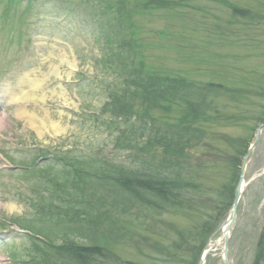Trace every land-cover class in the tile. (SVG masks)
<instances>
[{"label": "rangeland", "instance_id": "rangeland-1", "mask_svg": "<svg viewBox=\"0 0 264 264\" xmlns=\"http://www.w3.org/2000/svg\"><path fill=\"white\" fill-rule=\"evenodd\" d=\"M60 1L48 0L42 4L41 0H38V3L46 8V11H43L46 22H50L51 18H62L64 9L60 7L64 6L58 4ZM85 1L86 4L83 5L82 0H68L69 5L71 4L69 19L65 18L63 25L50 23L54 26L51 29L53 31L50 30L52 36L44 31L49 23H45L46 28L38 29L31 50L33 53H30L32 57L36 55L30 58V62H26L29 63L28 70L33 69L38 75L47 72L50 64L58 57H62L60 55L66 56L74 63V68H70L68 63L63 64L62 78L55 77L51 80L53 82L50 86L49 82L46 84L48 90L55 87L58 90L59 85L62 84L68 104H65L63 99L50 94L44 104L51 110L52 118L68 128L57 135L52 132L40 135L37 130L26 126L25 122L16 116L13 107L2 110L4 97H7L6 92L3 91L5 84L13 83V79L10 81V75H6L0 87V116H5V123L0 127V153L6 154L5 156L13 159L14 163L22 160L26 164L32 161L35 163V160L42 156L41 154H57L54 160L60 157L70 158L77 160L82 167L88 166L102 171L109 169L113 170L112 174L115 172L118 175L121 170L114 171L115 164L110 166L108 161L110 159L119 161L118 165L122 168L127 151L116 149L114 146L116 129L113 127L107 129L106 123H109L107 121L109 118L102 114L111 116L109 112H105L104 105L111 99L109 90L111 92L112 89H107L116 81L114 74L122 63L119 58L129 61L134 58L136 62H140V67L144 66L169 75L172 73L173 76H184L190 80L196 79L203 73L200 77L221 81L227 87L224 88L227 92L226 96L218 98V101L221 102V106H226L228 111L234 114L240 113L239 119L235 121L233 117L225 118L214 113L213 117L218 120L198 122L197 124L207 131V136L193 150L199 155L203 167H195L192 171L186 168L189 171L180 174L175 171L178 170L177 166H170L165 168V175L169 180L174 179L173 181L179 185L191 178L197 183H205L207 189L230 180L228 174L234 162L232 148L237 145L224 142L216 132L241 137L237 142L239 144L253 141L258 114H264V0L213 2L197 0L192 5H197L200 10L198 12L192 10L190 14L183 12L182 0H172L175 4H172L171 0H159L163 1L161 5L157 4V0H103L99 3L97 0ZM233 4L250 9L253 16L249 18L232 16L229 5ZM5 8L6 0H0V10ZM118 13H123L122 21L117 20ZM103 19L105 24H108L106 30L115 32L110 33V40L114 45L108 47L111 52L109 54L105 51L106 44L97 41L96 22L99 21L100 24ZM38 24L32 23L31 30H34ZM1 28L2 26H0V69L14 65L13 62L17 60V66L22 65L27 60V54L20 61L19 54L15 53L16 49L10 50L8 57L2 50L5 41H11L12 45L16 39L9 38L11 34L5 28ZM123 35L129 36L128 39L122 38ZM220 37H230L231 40L225 44ZM201 45L210 46L211 54L203 50H195ZM24 46L25 44L22 43V47ZM228 50L234 51L238 56L233 57L229 53L223 57ZM12 53L15 55L13 56ZM119 53L124 58L119 57L118 61L115 59L113 65L102 60V57L113 59V55ZM195 62L200 65L197 66ZM67 71L71 73L67 74ZM147 73L151 78V72L147 71ZM22 75L23 73L19 72L16 75L17 79ZM116 78L119 82L123 81L121 76ZM239 87H245L249 95L242 104L243 108H234L233 105L227 104L233 102L230 88ZM211 100L212 98L208 99L209 106ZM173 106L174 104H165L164 109L151 112V115L153 118L159 117ZM181 108L182 105L173 108L170 111V119L171 117L177 119L183 112ZM34 110L39 111L37 106ZM42 111L43 109H40L39 115H42ZM137 156L138 158L130 157L129 161L143 166L137 170V173L122 170L121 181H124L125 177L126 180L130 179L131 183H136L138 173L144 172L147 168L148 154ZM2 165L0 158V166ZM36 166L37 172L42 174L49 164L43 162L42 165L37 163ZM56 168L61 169V167ZM15 172L9 171L10 177L4 179L1 177L3 174H0V216H4L12 225L16 216H20L21 219L24 218L20 221L24 226L27 219L34 221L35 218L29 214L27 203L19 196V191L25 190L26 184L18 179V177L23 179L20 170ZM178 175L182 177L181 180H177ZM28 176L24 177L25 180L29 178ZM110 181L112 186L109 192H115L114 176H111ZM246 181L248 184L238 204L237 217L230 231L229 264H253L259 252L257 245L259 237L264 232V130L259 144L248 158ZM98 186L95 193L105 197L108 192L106 184L101 186L98 184ZM87 191L94 194L91 187L87 188ZM131 193L130 190L122 187L117 191L116 197L111 194L106 200L110 208L115 205L118 206L119 211L127 213V215L121 213L120 220V226L126 234L121 235L117 231L110 233L109 228L107 230L103 228L102 233L95 236V242L106 246L114 254L116 261H112L111 264H121L120 260H131L133 264H197L200 248L212 233L207 234L210 221H213L211 215H208V212L204 215V211H196L194 208H186L179 201L175 206H167V208H159V204L146 205L148 202L152 203L150 192L141 189L137 200L132 199L134 195ZM156 201L159 200L153 203ZM7 205H13L14 210H10ZM101 207L103 211L108 210V205L107 208L102 205ZM198 208L202 209L201 206ZM225 216L218 221L217 227L223 224ZM79 218L76 217L74 221ZM205 222L207 223L204 224ZM37 223L43 226V232L39 230L41 237L53 243H63L64 235L74 234L76 227L80 226L72 220L60 225H54L51 221ZM12 227L17 228V225L14 224ZM86 228L87 226L83 229ZM215 229L214 227L213 231ZM47 230L49 235L46 233ZM14 232L16 231H13L12 235ZM20 233L14 235L16 241L7 240L2 246L0 241V264H14L12 255H15L18 264H22L21 259L27 258L34 244L29 237L21 236ZM88 233L86 230V233L82 232L71 237L89 243ZM217 236L218 233L212 240L215 241ZM222 246L220 243L210 252L205 264H224ZM259 263L258 261L256 264ZM260 264H264V259Z\"/></svg>", "mask_w": 264, "mask_h": 264}, {"label": "trees", "instance_id": "trees-1", "mask_svg": "<svg viewBox=\"0 0 264 264\" xmlns=\"http://www.w3.org/2000/svg\"><path fill=\"white\" fill-rule=\"evenodd\" d=\"M209 1H214V0H209ZM162 2L163 1L158 2V5H161ZM232 8H233L232 9L233 14L238 17L249 18L253 16L252 11H250L247 8L235 7V6H232ZM110 33H115V32L111 31L108 34L110 35ZM128 37L123 35L122 38L127 40ZM220 39L225 44L231 40L230 37H220ZM213 42L215 41L213 40ZM110 43L112 44L113 42L110 40ZM204 52L205 53L208 52V54H211L210 46L207 45L204 49ZM229 53H231L233 57L238 56L236 55V53H234V51L228 50V52L223 54V57L229 55ZM121 57L124 58V56ZM137 63L138 62H136L135 60L133 63H131L128 60L127 63L126 62L123 63V68L124 69H130L131 67L136 68L138 66ZM136 71L139 72V70ZM139 74H142L143 76L142 77L140 76L139 80L136 83H132L131 84L132 86L126 88L125 91L124 88L122 89L125 92L124 98L122 95V91L118 90L120 91L117 93L119 97L115 96L114 100H112V102L110 103L111 106L113 107L111 112L116 114L117 116H120L123 123L133 122L132 123L133 125L139 122L140 125V124H144L145 122H152V124L154 125L153 128H155L157 136L160 139H162L163 142V143L161 142L159 146H161L162 144L163 150H166L167 153L174 154L173 156H177L176 160L178 161H180L181 158L182 160L189 162L192 159V156L190 153L187 152V150L190 147L195 146L197 143L199 144L201 142V139L206 131L201 125L197 124L198 122H202V123L212 122L213 119H216L215 117H213L214 113L217 115H222L225 118L227 117L234 118V116H236V119H239L240 113L237 112L236 114H234V112L229 111L231 114L230 113L228 114L227 107L221 106V102L218 101V98L220 97L224 98L226 96L227 92L224 89V88L227 89L226 86L222 87L221 84H216V83L200 84V83L189 82L186 81L184 77H174L173 79L170 80L162 72L157 73L156 71L152 72L151 78L148 76L146 70L144 71V73L140 72ZM230 89H231V98L233 99L234 103L230 102L227 104L233 105L234 108L237 107L243 108L242 104H244L245 102L246 96L248 95L247 93L248 90H246L245 87L230 88ZM228 91L230 92V90ZM134 98L136 99L134 100ZM209 98H212V100L210 101L211 102L210 106L208 103ZM181 99L184 102H186L187 106L191 107V112L193 113L185 112L186 113L185 117H183L175 124L169 125L168 122L164 120V122L163 121L161 122L162 124H160V126L157 125L155 127L156 122H154V118L146 116L149 114V112H151V110L156 109L154 108L153 104L155 106H158V104H163L165 102L172 103L174 101H180ZM137 104L143 105L145 108L142 110H135L133 106ZM258 119L259 120L264 119V114L260 113L258 115ZM126 125L130 126L129 124ZM162 127L165 128L164 133H162L160 130ZM131 143H135V145L137 144L140 150H143V148L147 147L149 141H141L140 139L137 140L136 142L131 141ZM246 147H247L246 143H242V148H239L236 151L234 156L235 160L232 163V169L229 170L230 180L227 183L223 184L221 188L216 191V194L218 195L219 199L212 198L210 200V205H208V207L211 210L217 211L216 217H220L222 214H224L225 210H227L231 204V201L234 196L235 185L239 175L240 159L244 154L245 152L244 149ZM156 149H152V151ZM173 156H169L168 158ZM71 161H73L72 163L74 166H78L79 162H77V160H71ZM181 179L182 178L180 179L177 178V180H181ZM173 180H169L167 177H160L159 175V178L155 177L154 179H149V180H140V178H137L135 180L136 183H131L130 179L127 180L124 179V181L122 182L119 181V184L125 189L130 190L132 193H138L142 189L150 192L152 196L155 195L156 197L159 198L168 199V198H175L176 196L172 193L173 188L178 191L182 186L177 184L176 181ZM171 183H173V185H171ZM190 184H191L190 180H184V185L186 186V188H189ZM173 201L175 202L179 201L183 205L185 203L189 204L192 201V199L186 195L183 198H181V200H179V197H177ZM96 222H98L99 225L102 226L105 223V220L96 221ZM206 223L207 222H205L204 224ZM212 224H210L209 227L210 229L207 234L211 232ZM70 244L71 246H69ZM67 246H66L67 248L63 246H59L57 250L60 253L57 255L62 256L63 258H57L58 256L57 257L53 256V260L51 264H89V263L111 264L103 261V258L100 255L104 251L101 249L100 246H97V244L86 245V244H79L74 242L73 244L69 243ZM260 250L262 251V247L260 248ZM261 251H259V256H257L258 261L263 260ZM48 259H50V257H48Z\"/></svg>", "mask_w": 264, "mask_h": 264}, {"label": "bare ground", "instance_id": "bare-ground-1", "mask_svg": "<svg viewBox=\"0 0 264 264\" xmlns=\"http://www.w3.org/2000/svg\"><path fill=\"white\" fill-rule=\"evenodd\" d=\"M194 2L196 1L191 0L190 8L194 10V12L195 11L198 12L200 9L198 8L197 5H192L194 4ZM66 63H68L70 68L72 66L75 67L74 63L70 61L69 59H67ZM62 71H63V65H61L54 71V73L52 74V77L50 76L47 78V82H50L53 78L58 77V76L62 78ZM36 72L37 71L33 69L27 71L26 74L20 79V82L16 85L18 87L16 89L15 88L8 89V93L11 96H13L16 93H18L19 90L25 88L26 84L27 85L32 84L33 86L31 85L32 87L29 89V91L26 94L24 93L25 95L23 94V96L20 97L17 105H15L14 111L16 112V116L19 119H22V121L25 122L26 126L37 130V132L40 135H44L49 132H52L53 134L57 135L59 133L64 132L68 128V126L62 124L58 120L53 119L51 112H50L51 110L49 108L47 109L44 106V104L47 101L46 98L48 97L49 94L57 96L58 98H61V100L63 99L65 104H68V98L66 97V92L62 85H59L58 90L56 87L51 90H48V87L46 85L47 83H44L43 85H41L42 82L40 81V78L43 73L39 76ZM70 73L71 71L69 72L67 71V74H70ZM32 75H34L35 77ZM33 105H36L39 111H35L34 108L36 106L33 107ZM40 109H43L42 115H39ZM4 123H5V116L1 115L0 116V127H2ZM242 187H244V184L242 185ZM7 206L10 210H14L13 205H10V206L7 205ZM230 220H231V215L228 216L226 222L223 224V232L221 234L223 237H224V233L227 227L230 224Z\"/></svg>", "mask_w": 264, "mask_h": 264}, {"label": "water", "instance_id": "water-1", "mask_svg": "<svg viewBox=\"0 0 264 264\" xmlns=\"http://www.w3.org/2000/svg\"><path fill=\"white\" fill-rule=\"evenodd\" d=\"M263 127H264V125H262L259 129H257V136H256L255 142L252 145V147L258 142V140L260 138V130ZM249 152H250V149L247 151V153L243 157L242 166H241V172H240L239 180H238V183H237V186H236L234 202H233L232 208H231V210L229 212V215H231V220H230L229 226L227 227V229L225 231V249H224L225 256L227 254V249H228L229 229L234 224V221H235V218H236V206L238 204L239 197H240V195L242 193V184L244 182V174H245V169H246V160H247V157L249 155ZM211 249H212V247L209 248V250H211ZM207 253H208V251H203L202 252V257L200 259L199 264H203L204 257L206 256ZM225 264H227V259H225Z\"/></svg>", "mask_w": 264, "mask_h": 264}]
</instances>
